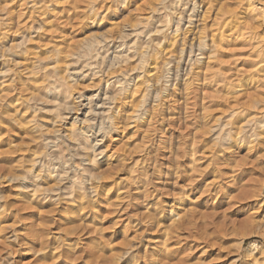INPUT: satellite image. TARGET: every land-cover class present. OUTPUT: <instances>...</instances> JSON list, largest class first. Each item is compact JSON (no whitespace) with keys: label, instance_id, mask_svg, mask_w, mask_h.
<instances>
[{"label":"rangeland","instance_id":"obj_1","mask_svg":"<svg viewBox=\"0 0 264 264\" xmlns=\"http://www.w3.org/2000/svg\"><path fill=\"white\" fill-rule=\"evenodd\" d=\"M0 264H264V0H0Z\"/></svg>","mask_w":264,"mask_h":264},{"label":"bare ground","instance_id":"obj_2","mask_svg":"<svg viewBox=\"0 0 264 264\" xmlns=\"http://www.w3.org/2000/svg\"><path fill=\"white\" fill-rule=\"evenodd\" d=\"M179 5V4H178ZM199 5V4H198ZM200 6V5H199ZM211 5L208 3V4H205V21L208 20V18L211 16L210 15V12L212 11L211 10ZM200 11V9L197 7V3L195 2L193 7H192V13L190 14V16L188 17V23L189 25H193V20H192V15L193 16H196V14H198ZM187 14V12H186ZM203 15V16H204ZM216 17V16H215ZM221 17V16H220ZM186 19V18H185ZM217 19V18H216ZM218 19H221V18H218ZM216 25V24H215ZM207 25L205 23V39L201 37V34L199 33L198 35H194L198 32V29L195 27L194 30L192 31L190 37V41H191V44L195 43V42H198V47L201 49L203 47V44L205 43V47H207L206 45V42H207V39H209L210 41V46H209V50H210V54L206 55L205 57V65L207 68H211L212 66H214L215 64H219L220 61H222V57L225 53H224V45H225V40H224V33L222 31L221 28H214V29H210L211 30V33H209V30L207 29ZM214 27V26H213ZM187 30L185 31L186 32H190L191 29L190 28H186ZM204 29V28H203ZM177 30V28H176ZM180 30V29H179ZM178 30V31H179ZM239 31V30H238ZM177 32V31H176ZM201 32H204V30H202ZM233 33L232 34H229L230 36H232L231 39H233L232 41L235 42L234 40L237 38H235L234 36L237 34V31L236 29L232 31ZM157 33V32H156ZM184 33V34H185ZM242 33V32H241ZM187 34V33H186ZM239 34V33H238ZM243 34V33H242ZM208 35L210 36V38H208ZM228 35V36H229ZM185 36V35H184ZM237 36V35H236ZM183 37V36H182ZM188 37V35H187ZM187 39V38H185ZM227 39V38H226ZM238 40V39H237ZM184 43V42H183ZM237 44V43H236ZM227 46V45H226ZM193 48V47H192ZM231 48V47H230ZM228 49V48H227ZM235 48H233L234 50ZM192 50V49H191ZM226 51V50H225ZM228 51V50H227ZM145 54V53H144ZM214 59V63L212 62V60ZM216 67V66H215ZM199 67H192L191 69V72L195 75V74H199L198 69ZM201 68V67H200ZM206 69V68H205ZM196 77V76H194ZM126 88V87H125ZM133 94V93H132ZM111 100V99H110Z\"/></svg>","mask_w":264,"mask_h":264},{"label":"clouds","instance_id":"obj_3","mask_svg":"<svg viewBox=\"0 0 264 264\" xmlns=\"http://www.w3.org/2000/svg\"><path fill=\"white\" fill-rule=\"evenodd\" d=\"M225 151H232V149L231 148H226ZM98 156H99V154H97V158H98ZM86 162L87 163H91L92 161L89 160V161H86ZM167 211H168V208L163 203H161L160 206H159V208L156 210V220H157V222H158L159 218L161 216H163V214L165 212H167ZM146 223H147V221H146Z\"/></svg>","mask_w":264,"mask_h":264}]
</instances>
